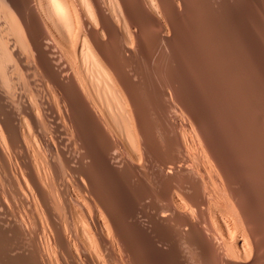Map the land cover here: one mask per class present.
Instances as JSON below:
<instances>
[{"label":"bare ground","instance_id":"bare-ground-1","mask_svg":"<svg viewBox=\"0 0 264 264\" xmlns=\"http://www.w3.org/2000/svg\"><path fill=\"white\" fill-rule=\"evenodd\" d=\"M262 1L0 0V264H188L192 259L185 257L187 249L192 251L187 252L191 257L193 253L196 255L198 262L192 261L193 264H264V223L263 228H259L264 217L258 222L260 217L255 215L259 224L256 223L258 228L254 226V214L251 215L252 210L243 198L247 193L243 192L245 178L264 182V173H261L264 161L260 160L263 149H255L259 144L255 143L257 136L264 134L263 124L259 126L261 118L257 122L254 120L260 107L255 106L256 109L252 104L250 112V107L246 108L248 102V106L240 102L238 90L234 93L239 85L232 91L234 86L230 84L233 89L229 88L232 96L228 99L231 100L223 101V115L212 128L214 122L210 125L203 115L209 117L210 112L193 110L186 105L187 98L176 90V82H171L175 73L170 72L171 76L167 71L175 62L174 55L179 54L176 46L184 41L181 31L184 22L193 17L201 18L203 22L199 19L202 22L199 26L210 32L209 40L228 32L238 35L237 23L248 26V22L254 21L255 24ZM241 11L244 14H238ZM197 23L193 25L198 27ZM186 24L193 28L191 22ZM183 28L188 32L185 25ZM232 34L228 35L229 39L223 38L224 42L213 38L221 43L211 47L214 53L211 57L214 55L215 59L221 58L228 64L224 59L235 52L230 53L234 48H228L229 52L224 48L235 43ZM236 38L234 36L235 41ZM213 41L211 46L216 43ZM194 48L190 51L192 55H195ZM220 51L224 57H218ZM172 53L174 58L170 59ZM249 56L252 61L253 52ZM141 57L148 63L145 68ZM211 61L214 65L217 63ZM188 63L180 66L189 67ZM237 63L240 62H236V66ZM154 65L167 71L163 74L166 85L163 86L169 98H165L164 103L149 90L150 75L145 71L153 69ZM195 65L200 66V63ZM232 66L234 68V63ZM227 71L224 72L227 74ZM224 72L219 71L220 75ZM211 73L213 76L214 72ZM195 74L190 76L193 78ZM197 77L192 79V82L196 80V86ZM173 99L186 110L187 118L176 113L175 106L172 111L169 101ZM239 102V106L246 105L244 107L250 110L247 115L234 111ZM216 103L221 104V98ZM168 108L173 115L166 113ZM228 124L233 126L225 129ZM240 140L244 141V146L236 151L233 149L234 153L229 150L226 155V149L233 148ZM218 142L230 145L229 148L224 146L225 153L219 149ZM103 165L106 171L100 170L106 173L104 182L109 178L111 183L117 181L116 185L121 182L119 179L131 178L141 186L148 179L152 185L157 183L160 189L164 187L167 203L163 200L164 205L151 202V205L160 206L146 210L150 203L146 200L147 206L142 205L144 200L140 198L144 199L149 193L145 189L148 183L145 187L142 185L147 191L145 194L133 181V189L131 185L124 189L128 185L124 180L122 199L128 200L127 203L138 199L135 202L139 205L135 202L134 205L146 209L135 206L131 210L133 206H128L129 211L119 210L125 206L116 207L117 194L116 199L112 191L104 189L112 184L106 182L105 187L100 186V181L97 183L91 173L92 168ZM238 179L242 180H239L240 185L243 182L242 187ZM263 185L259 190L264 194ZM113 187L116 191L117 186L116 190ZM12 202L25 207L24 213L19 214L22 208L18 215L15 214ZM126 221L136 224V230L131 229L135 234L126 230ZM167 226L173 227L175 235L169 236L168 232H163L166 229L161 230Z\"/></svg>","mask_w":264,"mask_h":264},{"label":"rangeland","instance_id":"rangeland-1","mask_svg":"<svg viewBox=\"0 0 264 264\" xmlns=\"http://www.w3.org/2000/svg\"><path fill=\"white\" fill-rule=\"evenodd\" d=\"M264 4V0L262 1V3H261V5L259 6V8L261 9H257L258 11L256 12V22H255V24H254V21H253V23H251V22H248V26H247V23H243V22H240V23H237V25H238V35L239 36H243L242 37V40L244 41H242L241 40V38L239 39V36L236 34V35H234L235 36V38H236V41L234 40V36H233V34L232 33H223V34H217L215 37H218V39H220L221 40V42H224V39L223 38H227V39H229L230 38V36H231V34H232V37H231V39L236 43L237 41H239V44L237 43V44H235V43H233L232 44V46L231 45H227L226 46V48H224L227 52H229L230 51V49L232 48H234V50H231L230 51V53L232 52V51H234L235 52V54L233 53H231L232 55H230L231 57L233 56H236L234 59H236V60H234L233 58H231L230 56L229 57H227V59H224L223 57L225 56V54H226V52H225V50H223L222 52H224V53H222L221 51V53L219 54V52H217L218 53V57H220V55L221 56H223L222 58L224 59V60H228L227 62H228V64L230 65V67H229V65L228 64H226V62H224L221 58H219L221 61H216V60H219V59H215V56L213 55V57H211L212 55L211 54H214V53H211V50H212V48L211 47H214L215 45H217V44H219V43H221V42H219V40L217 39V41H218V43H217V41H215L216 40V38L213 36V38L215 39L214 41L216 42L215 44H214V41H213V38L212 39H210L209 40V38H211L212 36L209 34L208 35V33H210L209 31H207V28L206 27H204V29H203V27H201L200 28V26L199 25H201V23L203 22V20L201 19V18H198V17H193V20L195 19V18H197V19H195L194 20V23H193V20L191 19L190 21H186V22H184V24H182L181 25V27L183 28L184 27V25H185V28L188 30V32H184V28H183V30H182V28H181V31L183 32V37H184V41L183 42H181V44H179V45H177L176 47V49L177 50H179V52L177 51V50H175V51H177L179 54H183L184 56H185V58H184V56L182 55V59H181V55L179 56V54H175V51H174V54L172 53L171 54V56H170V59H173L174 58V56H175V58H174V61L175 62H177V63H175L174 62V64L176 65H174V68H172L173 67V65H172V69H173V71H171V68L170 69H168L167 71L170 73H172L173 75H174V73H175V75H174V77H172V79H174V80H169V81H171L172 83H174V82H176V83H174L177 87H176V90L181 94V95H183L182 97H186L187 98V101L188 102H185V100H184V103L186 104V105H188L191 109H193V110H198V109H203L205 112H207V111H209L210 112V115L211 116H209V117H211V118H209V117H207V115L205 114V113H203V115H204V117L206 118V119H208V121H210V122H208L210 125L211 124H213V122H214V124L211 126L212 128H214L215 127V125H216V120H217V118H220L222 115H223V113H222V105H223V101H230L231 99H228V98H231V96H232V91H234L235 90V88H236V86L237 85H239V86H237V88H236V90L234 91V93L235 92H237V90H238V92L239 93H237L238 94V96H239V98L241 99L240 100V102H242V104H246L247 102V104L249 105H247L248 107H246L247 109L251 106L252 108H253V106H254V108H256L257 109V107L259 106L260 108H261V106H263V108H264V30H262V29H264L263 27V25H264V13H263V11H262V9H263V5ZM262 7V8H261ZM259 11L260 12H262L261 14L259 13ZM240 13V15H242L241 13H243L244 14V12L243 11H241V12H238V14ZM262 15H263V17H262ZM258 16V17H257ZM202 18H203V16H202ZM258 18V19H257ZM263 18V19H262ZM202 21V22H200V20ZM199 22V23H197L198 24V27H196L197 25H196V22ZM191 22V26H193V28L195 27L196 28V30H193V28L192 27H189V26H187V24L186 23H188V25H189V23ZM259 22V23H258ZM251 23V24H250ZM196 25V26H194V25ZM241 24H242V26H241ZM244 24H246V25H244ZM249 24H250V26H249ZM203 25V24H202ZM253 25V26H252ZM261 25V26H260ZM256 26V27H255ZM259 26V27H258ZM263 26V27H262ZM261 27V28H260ZM192 28V30H190ZM194 28V29H195ZM243 28H245V29H243ZM249 28V29H248ZM256 30H255V29ZM259 28V29H258ZM185 29V30H186ZM198 29V30H197ZM202 29V30H201ZM253 29V30H252ZM260 30H262V31H260ZM243 33H242V32ZM244 31H245V33H244ZM252 31V32H251ZM255 31H258L257 33H254ZM240 32V33H239ZM260 32V33H259ZM205 33V34H204ZM207 33V34H206ZM237 33V32H236ZM248 33H249V36H248ZM204 34V35H203ZM224 34H227V36L228 35H230V36H228V37H224ZM241 34V35H240ZM245 34H247L246 36H245ZM258 34V35H257ZM262 34V35H261ZM208 36V39L206 38V36ZM253 35H255V36H253ZM261 35V36H260ZM190 36H191V38L194 36V39L192 38V39H189L190 38ZM223 36V37H222ZM226 36V35H225ZM248 36V37H247ZM248 39H247V38ZM249 37H253L252 39H250ZM256 37H260V39L259 38H256ZM263 39H262V38ZM187 39V40H186ZM196 39V40H195ZM207 39V40H206ZM222 39H223V41H222ZM227 39H225V41L227 40ZM237 39H239V40H237ZM189 40H192V42H193V46L195 47H193L192 46V42H190ZM201 40H203V42L201 41ZM255 41V40H257V41H255V42H253L254 43V47L252 46L253 45V43H252V41ZM260 40H262V41H260ZM186 41H188L187 43H186ZM202 42V43H200V42ZM210 41V42H209ZM212 41H213V46H211V43H212ZM260 43H259V42ZM186 44H185V43ZM200 44H199V43ZM241 42V43H240ZM242 43H244V44H242ZM246 43L248 44L249 43V45H246ZM260 45H259V44ZM184 44V45H183ZM250 44H252L251 45V50H248V47L250 46ZM247 46V48H246V46ZM184 46H186V48L184 47ZM191 46L195 49V52H194V54L196 55H192V54H190L191 52H193V48H191ZM205 46V47H204ZM244 47H245V49H244ZM190 50H189V49ZM228 48H230V49H228ZM243 48V49H242ZM256 50H255V49ZM183 49V50H182ZM185 49H187V50H189V51H186ZM198 49V50H197ZM205 49H206V51L208 52V53H210V54H207L206 53V51H205ZM228 49V50H227ZM239 49H241L240 51H239ZM250 49V48H249ZM182 50V51H181ZM209 50V51H208ZM243 50V51H242ZM191 51V52H190ZM197 51V52H196ZM203 51H204V54H203ZM251 51V52H250ZM176 52V53H177ZM186 54H184V53ZM187 52H188V54H187ZM202 52V53H201ZM242 52V53H241ZM253 52V60L252 61H249V57L251 56H249V54H251ZM206 54V55H205ZM174 55V56H173ZM187 55H188V57H187ZM190 55H192V56H194V57H192L191 56V58L190 59H197L198 61L197 62H195L196 60H194V62L192 61V63H191V61H189L190 59H189V57H190ZM198 55V56H197ZM210 57H209V56ZM243 55V56H242ZM262 58V59H260V57ZM202 56V57H201ZM204 56H205V58H204ZM206 56H208V57H206ZM177 57H179V58H177ZM196 57V58H195ZM201 57V58H200ZM145 57H141V59H143V60H140V62H141V64L143 63V65H142V67L143 68H145V67H147V64H146V60L144 59ZM187 58H188V60H187ZM202 58H204V59H202ZM209 58V60H207ZM226 58V57H225ZM260 60H259V59ZM179 59V60H178ZM184 59H186V61H184ZM213 59V61L215 60V62L214 63H216L215 65L212 63V60ZM233 60V62L230 64V62ZM244 59H247V60H244ZM181 60H183V62H181V64L184 66L186 63H191V64H189L188 63V65H189V67H192L193 68V70H196L197 68V70L196 71H192V68L190 69L189 67H187V66H185L184 68L183 67H181L182 65L180 64V61ZM207 60V61H206ZM262 60V61H261ZM144 61V62H143ZM230 61V62H229ZM245 63V65H243L244 63ZM247 63H246V62ZM200 63V66L198 67L197 65H195L196 63L197 64H199ZM202 62H204V63H202ZM219 62H221V64H222V68L220 67L221 66V64L219 63ZM224 62V63H223ZM236 62H240V63H237V66H236ZM195 63V64H194ZM206 63H207V65H206ZM209 63V64H208ZM234 63V68H233V66H232V64ZM205 64V65H204ZM212 64V65H211ZM226 64V65H225ZM180 67H179V66ZM187 65V64H186ZM193 65H194V67H193ZM218 65H220V66H218ZM228 65V66H227ZM239 65H240V67H239ZM246 65H247V67H246ZM248 65H251V66H248ZM145 66V67H144ZM214 66V67H213ZM220 68V69H217L218 67ZM228 67V69H227V67ZM242 66L244 67V69L242 68ZM178 67V68H177ZM197 67V68H196ZM226 69H225V68ZM180 68V69H179ZM201 68V69H200ZM202 68H203V70H202ZM210 68H211V70H210ZM215 68V69H214ZM231 68V69H230ZM235 68H239L238 70L237 69H235ZM187 71H186V70ZM188 69H189V71H188ZM206 69H207V71H206ZM235 69V70H234ZM248 69V70H247ZM145 70H147V69H145ZM160 70V71H159ZM174 70H176V71H174ZM178 70V71H177ZM185 70V71H184ZM199 70V71H198ZM214 70V71H213ZM221 71L222 70V72H224L225 70L227 71V70H229V71H227V74H226V72H224L223 74L225 75H220L221 73H219V71ZM149 71V72H148ZM156 73H155V72ZM167 72L166 71V69L164 68V69H159L156 65H154V67H153V69H148L147 70V72L145 71V73H149L148 75H150V80H149V83H150V85H149V90H150V93H153V96H156L157 97V99H159V101H161L162 103H164V101L166 102V100H165V98H169L168 96V90H167V88L165 87L166 85L165 84H163V74L165 73V72ZM202 71V72H201ZM208 72L209 74L207 75V73L206 72ZM215 71H216V73H215ZM181 73V74H179L178 75V73ZM187 72V74H186V76H188L189 77V79H188V77L186 78V76H184L185 75V73ZM194 72V73H193ZM211 72H214L213 74V76H212V73ZM231 72H232V74H231ZM234 72V73H233ZM239 72V73H238ZM246 74H245V73ZM248 72V73H247ZM250 72V73H249ZM151 73V74H150ZM171 73H170V75H171ZM189 73V74H188ZM196 73V74H195ZM210 73H211V76H210ZM218 73V75L217 76H220V77H217L216 76V74ZM237 73V76H235V74ZM194 75L195 74V76H193V78L191 77L192 75ZM202 74H203V76H202ZM205 74H206V77H204L205 76ZM228 74H230V76H232L231 78L229 77L228 78ZM234 74V75H233ZM243 74L244 75H246V76H243ZM148 75H146V76H148ZM157 75V76H156ZM173 75H171V76H173ZM179 77H178V76ZM191 75V76H190ZM242 77H241V76ZM181 76V77H180ZM182 76H184V77H182ZM196 76H199V77H201V78H199V77H197L198 79H197V81L199 82H196V84H197V86L196 85H194L195 84V81L196 80H193L194 82H192V79H196ZM223 76V77H222ZM240 76V77H239ZM202 77H204V78H202ZM222 77V78H221ZM233 77H236V78H233ZM154 78V79H153ZM218 78H220V79H218ZM234 79V81H233V79ZM176 79H177V81H178V85H177V81H176ZM183 80L185 83H182V81L181 80ZM207 79V80H206ZM209 79V80H208ZM211 79V80H210ZM218 81H217V80ZM226 79H227V81H226ZM230 79V80H229ZM242 79V80H241ZM155 80V81H154ZM188 82V84L186 83V81ZM223 80V82H221ZM238 80V81H237ZM240 80V81H239ZM244 80V81H243ZM246 80V81H245ZM174 81V82H173ZM211 81V82H210ZM217 81V82H216ZM249 81V82H248ZM254 81V82H253ZM191 82V83H190ZM201 82V83H200ZM213 82V83H212ZM225 82V83H224ZM228 82V83H227ZM242 82V83H241ZM260 82H261V86H260ZM169 83V82H168ZM180 83V84H179ZM224 85V87H226L225 88V90H224V87H223V85ZM235 83H237V84H235ZM241 83V84H240ZM250 83V84H249ZM153 84V85H152ZM160 84V85H159ZM187 84V88L185 87V85ZM200 84V85H199ZM213 84V85H212ZM215 84V85H214ZM217 84V85H216ZM220 84V85H219ZM226 84V85H225ZM232 86H234L233 88L231 87V85ZM235 84V85H234ZM246 84V85H245ZM163 85H165V86H163ZM202 85V86H201ZM222 85V86H221ZM245 85V86H244ZM211 88H210V87ZM214 86V87H213ZM216 86V87H215ZM220 86V87H219ZM242 86V87H241ZM248 86H249V88L251 87V89H249L248 88ZM154 87L157 89V91H160V92H157L155 89H154ZM160 87V88H159ZM183 87H185V88H183ZM207 87H209V88H207ZM245 87H246V89H245ZM159 88V89H158ZM189 88L191 89L190 91H189ZM222 88H223V90H222ZM229 88H231V89H233L232 91L229 89ZM245 90H244V89ZM148 89V88H147ZM154 89V90H153ZM210 89H211V91H210ZM216 90L217 92H215L214 90ZM219 89H220V92H219ZM229 89V91H227ZM195 91V92H193V91ZM201 90V91H200ZM242 90V91H241ZM250 90H251V92H250ZM263 90V91H262ZM163 91V92H162ZM203 91V92H202ZM223 91V92H222ZM240 91H241V93H240ZM248 91V92H247ZM256 91V92H255ZM201 92H202V94H201ZM220 94H219V93ZM226 92H229V94L228 93H226ZM244 92V93H243ZM259 92H261V93H259ZM158 93V94H157ZM161 93V94H160ZM164 93V94H163ZM165 93H166V95H165ZM198 93V94H197ZM208 93H210V94H208ZM214 93H216V95L214 94ZM247 93H249V94H247ZM254 93H255V95H254ZM204 94V95H203ZM206 94V95H205ZM224 94V95H223ZM236 94V93H235ZM161 95V96H160ZM164 95V96H163ZM197 95H199V96H197ZM200 95H201V99H199L200 98ZM208 95V96H207ZM211 95V96H210ZM214 95V96H213ZM218 95H219V97H218ZM223 95V96H222ZM228 95H229V97H228ZM231 95V96H230ZM262 95V96H261ZM162 96H163V98H162ZM194 98V100L195 101H193V99L191 98ZM196 96V97H195ZM207 97V99L205 100L204 98H206ZM217 96V97H216ZM222 96V97H221ZM226 96V97H225ZM259 96V97H258ZM190 97V98H189ZM199 97V98H198ZM204 97V98H203ZM212 97V98H211ZM249 97V98H248ZM252 97V98H251ZM261 97V98H260ZM220 98H221V100H222V103L221 104H217L216 103V101L217 100H220ZM255 98H257L256 99V101H255ZM191 99V100H190ZM198 99H199V102H198ZM225 99H228V100H225ZM201 100V101H200ZM197 101V102H196ZM204 101V102H203ZM246 101V102H245ZM251 101H253V103L251 102ZM193 102V103H192ZM201 102V103H200ZM240 102L235 106V108H234V111L237 113V114H240V115H242V113H245L246 115H247V111H250V112H252V108L250 107L249 109L250 110H247L244 106H246V105H244V106H239V105H241L240 104ZM251 102V103H250ZM259 102H261L263 105H261ZM173 103H174V105H173ZM175 103H177V105L175 104ZM190 103V104H189ZM194 103H197L198 104V106H197V104H195L194 105ZM202 103H203V106H202ZM208 103V104H207ZM169 104H171L172 105V107L170 106V108H172V111H174L173 110V106H175V111H176V113H181V115L182 116H184L185 118H187L188 116H187V112H186V110L184 109V108H181L182 106H179L180 105V103L178 104V101L176 100H172L171 102L169 101ZM251 104V105H250ZM252 104H253V106H252ZM256 104V105H255ZM193 105V106H192ZM205 105V106H204ZM221 105V106H220ZM177 106H179L181 109H183V110H180V108L179 107H177ZM201 106V107H200ZM221 108H219V107ZM255 106H257V107H255ZM204 107H206V108H204ZM245 109H244V108ZM170 108H168L169 109V111H168V109H167V111H166V113L167 112H170V114H172V112H171V109ZM242 108L244 109V111L245 112H243V110H242ZM260 108H258L257 109V112H260L259 114L261 115H263L264 114V109H263V111L262 110H260ZM179 111H178V110ZM255 109V110H256ZM181 111H183V112H181ZM184 112H185V114H184ZM247 112V113H246ZM174 113V112H173ZM179 113V114H180ZM200 113H201V111H200ZM169 114V113H168ZM258 114V116H256L255 118H254V120L257 122L258 121V119L259 118H261L260 120H262L261 122L259 121V126L261 125V124H263V125H261V127H263V129H264V116H262L261 115V117H260V115ZM173 115V114H172ZM172 115H170V116H172ZM187 116V117H186ZM200 116H201V114H200ZM243 116H245L244 114H243ZM205 118H204V120H205ZM257 118V119H256ZM211 121H213V122H211ZM219 126V125H218ZM233 125L231 124H228L226 127H225V129L226 128H231ZM259 136V137H258ZM257 136V139L256 138H254V139H256L257 141H255V143H257V142H259V144H257L256 146H258L257 148H255L256 150H262V152H264V134L262 135L261 133L259 134ZM242 142H244L243 140H240V142H238V144H237V142L235 143V145L234 146H236V148H234V146H233V148L230 146V145H227L226 146V144H224L223 145V143H219L218 142V145H220L221 144V146H219V149H221L224 153L226 152V151H228L227 153H226V155L227 154H229L230 152L231 153H234V150L236 151V149L237 148H242L243 146H244V143H242ZM240 143H241V146H240ZM222 145H223V147H222ZM238 145V146H237ZM227 147V148H229V146H230V149H226L225 147ZM263 146V147H262ZM262 147V148H261ZM261 148V149H260ZM223 149H226V151L225 150H223ZM234 149V150H233ZM229 150H230V152H229ZM232 150H233V152H232ZM238 150V149H237ZM261 152V153H262ZM258 153H259V151H258ZM260 153V160L261 159H263V161H264V157L262 156L264 153H262L261 154ZM106 165H103V166H96L97 168H92L91 169V173H92V175L94 176V178H96V181L97 180H99L100 181V183H99V181H97V183H99V185L101 186V185H103L102 187H105L106 185H107V183H111V179H110V182H109V178L107 179V178H105V182H104V177H106L105 175H106V173L104 172V171H102V173H101V170H105L106 171V167H105ZM101 169V170H100ZM261 169H262V167H261ZM263 170H264V168H263ZM95 173H94V172ZM99 171H100V173L102 174V175H104V176H102V175H100L99 174ZM97 172H98V174H97ZM94 173V174H93ZM105 173V174H104ZM261 173H264V172H262V170H261ZM95 174H96V176H95ZM97 175L98 176H100V177H102V178H98L97 177ZM264 175V174H263ZM243 178H245V177H243ZM243 178H241V179H243ZM101 179L103 180V182L101 181ZM108 181H107V180ZM131 179V178H130ZM130 179H127V180H130ZM147 179V178H146ZM145 179V180H146ZM241 179H238V183H239V185H240V182H239V180L240 181H242ZM248 181H247V180ZM262 179H264V176H263V178ZM124 180L125 179H119V181H121V182H118V184H119V186H118V184H116L115 185V183L117 182V181H115V183H114V181L111 183L112 185H111V187H113V185L116 187V189H114L115 187H113V189L114 190H116V191H113L112 190V188L111 187H105L104 189H107L108 191H112V193H113V197H116V194H117V196H118V199H117V197H116V199H117V201L116 202H118L119 204L120 203H122L121 204V206L117 203V205H116V207H123V206H125V207H123V208H125V209H123V208H120L119 210H122L123 212H124V210H125V212L126 211H129L130 209L132 210V208L134 209V207L135 206H137V205H134L135 203L136 204H138V202H135V201H137V200H135L134 202H133V200H130V202H128L127 203V201L126 200H123L122 199V194H123V192L125 191V190H123V187L128 183V185L127 186H125V188L124 189H128V188H131V186L133 185V183H135L133 180H130V181H128L127 182V180H125V183H124ZM246 182H244L245 183V185H244V183H243V188L245 189H243V192H247L248 193V195H246L247 193H245V195L243 196V198H244V201H245V203H246V206L248 207V209L250 208V210H252L251 212H252V214L251 215H253L254 214V216H253V225L255 226L256 225V227L258 228V225L257 224H259L258 222L260 221V220H262L261 218H263L264 217V215H263V212H262V210L264 209V198L262 199V196L264 197V194H263V190L261 191V190H259L260 189V187L262 188V186H260L261 184L263 185V181H260V179H258V181L257 182H263V183H261V184H256L257 182L256 181H253V179H248V178H245L244 179ZM250 180V181H249ZM252 180V181H251ZM132 181H133V183H132ZM107 182V183H106ZM123 182V183H122ZM249 182H250V184H249ZM253 182H254V184H253ZM106 183V184H105ZM146 183H148V185L146 184ZM150 182H148V179L146 180V181H144V183H142V185H143V187H145L146 185L148 186H146V188L145 189H147V191H149V193H147V191L145 190V189H143L142 188V185L140 186L139 184L140 183H138V182H136L135 184L137 185L138 184V188L137 189H142V191L146 194V196L144 197V199H141L140 198V200L141 201H143L144 200V203L142 202L141 204L142 205H145V206H147V203L149 204V207L146 209V207H144V206H142L141 204V206H137V207H139V209L141 210L142 209V207H144L146 210H151L153 207H155L154 205H157V204H154V205H151V204H153L154 202L155 203H162V205H164L165 203H167V201H168V198H166V196L164 195L165 194V190H164V187H162V189H160L161 188V186L159 187V186H157V183H155V184H149ZM237 183V184H238ZM242 183H241V185H242ZM120 184H122L121 186H120ZM124 184V185H123ZM145 184V185H144ZM247 184H249V186L247 185ZM251 184H253V185H251ZM109 185V184H108ZM131 185V186H130ZM135 185V186H136ZM150 185H152V186H150ZM156 185V186H155ZM158 185H161L160 183H158ZM240 185V186H241ZM252 186V188L254 187V186H257V187H254V189H252V188H250L251 186ZM129 186V187H128ZM134 186V188H136ZM264 186V185H263ZM128 187V188H127ZM150 187V188H149ZM154 187H156V191H155V188ZM242 187V186H241ZM118 188H120L119 190H120V192H119V190H118ZM152 188L154 189V191L152 190ZM255 188H257L256 190L258 191V193H259V198H258V193H257V191H256V193H255ZM264 188V187H263ZM111 189V190H110ZM122 189V190H121ZM132 189H133V186H132ZM162 191V190H164V191H160V190ZM249 189V190H248ZM250 189H252L253 190V192L254 193H249V192H252V190H250ZM145 190V191H144ZM158 190H159V193H158ZM123 191V192H122ZM150 191L151 192H155L156 193V195H157V197H156V195L154 196V195H151V193H150ZM259 191H261V192H259ZM116 192V193H115ZM115 193V194H114ZM162 195H161V194ZM261 193V194H260ZM121 196H120V195ZM148 194L150 195L149 196V201H148ZM244 194V193H243ZM263 194V195H262ZM255 195V196H254ZM261 195V196H260ZM160 196V197H159ZM165 196V197H164ZM250 198H249V197ZM252 196V197H251ZM163 197H164V199H163ZM245 197H247V199H250L251 200V202L249 201H247L246 199H245ZM121 198V199H120ZM146 198V199H145ZM151 198H153L152 200H150ZM154 198H156V199H154ZM158 198V199H157ZM255 198V199H254ZM262 199V201H261V199ZM115 199V198H114ZM166 199H167V201H166ZM260 199V200H259ZM147 200V201H146ZM165 202V203H163V201ZM119 201H121V202H119ZM126 201V202H125ZM133 202V205H132V202ZM147 203H146V202ZM252 201L253 202H255V203H252ZM259 201L261 202L260 204H259ZM126 203V205H125V203ZM140 202V201H139ZM151 202H153V203H151ZM16 203V204H15ZM124 203V204H123ZM248 203V204H247ZM250 203V204H249ZM258 203V204H257ZM11 204V203H10ZM12 204H14V205H12ZM12 204H11V207L12 206H14V208H15V210H14V208H11L12 209V211H15V214L17 213V212H20L21 210H22V208H23V210H22V212H20L19 214H23L24 213V211L26 210L25 209V207H21L20 206V204L18 203L17 204V202H12ZM129 204V205H128ZM131 204V205H130ZM15 205H16V207H15ZM17 205H19V206H17ZM139 205V204H138ZM150 205H151V207H150ZM161 205V204H160ZM160 205H157V206H160ZM249 205H252V206H250L249 207ZM256 205H259V206H257L260 210V212L258 211V210H256L255 208H257L256 207ZM262 205V206H261ZM128 206H133V207H128ZM253 206H255V208L253 207ZM126 207H128V210H126L127 208ZM251 207H253L252 209H251ZM263 207V208H262ZM17 208H18V210L19 211H16L17 210ZM130 208V209H129ZM149 208H151V209H149ZM257 208V209H258ZM145 209H142V210H145ZM254 209V210H253ZM117 210H118V208H117ZM137 210V209H136ZM28 211V210H27ZM26 211V212H27ZM255 211V212H254ZM257 212V213H256ZM256 213V214H255ZM259 213V215H257ZM17 215H18V213H17ZM255 215H256V217L257 216H259L260 218L259 219H257L256 217H255ZM140 216V217H139ZM139 218H143V216H141L140 214H139ZM251 219H252V217H251ZM255 219H257V221L258 222H256L255 221ZM264 219V218H263ZM255 221V222H254ZM126 224H125V226L126 225H128L129 226V223H130V226L128 227V226H126L125 228H126V230L127 231H129L130 232V230L132 229V227H134V230H136V228H137V226H136V224L135 223H133V222H131V221H126L125 222ZM257 223V224H256ZM264 221H260V224H259V228L260 229H262L263 227H264ZM263 224V225H262ZM263 227H262V226ZM129 229H128V228ZM170 229V230H168V229ZM167 228L166 227H163V229H161V230H165V231H163V232H168V234L167 235H169V234H171V233H173L174 235H175V231H174V229H173V227L171 228L170 226H167ZM173 229V231H171ZM134 230H131L133 233H131V234H135V231ZM262 230H264V228L262 229ZM169 231H171L170 233H169ZM162 232V231H161ZM163 234H165L166 235V233H163ZM172 234V235H173ZM173 235V236H174ZM170 236V235H169ZM264 241V240H263ZM263 245H264V242H263ZM185 249H187V248H185ZM188 250V249H187ZM185 251V257H187L188 259H192V261H196V263L198 262V260H196L197 258H196V255L194 256V253L192 254V257H191V254H189V253H192V251L191 250H188V251ZM187 252H189V253H187ZM187 254H189L188 256H190V257H188L187 256ZM195 258H194V257ZM193 258L195 259V260H193ZM1 259V258H0ZM187 260V259H186ZM191 261V262H192ZM190 261H188L187 263L188 264H193V262L191 263H189ZM195 263V262H194ZM52 264H54V263H52Z\"/></svg>","mask_w":264,"mask_h":264}]
</instances>
